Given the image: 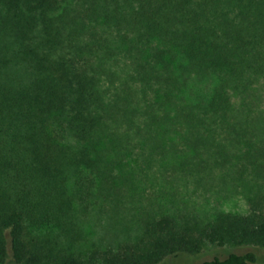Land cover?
Segmentation results:
<instances>
[{
	"label": "trees",
	"instance_id": "16d2710c",
	"mask_svg": "<svg viewBox=\"0 0 264 264\" xmlns=\"http://www.w3.org/2000/svg\"><path fill=\"white\" fill-rule=\"evenodd\" d=\"M227 243L264 249V0H0V264Z\"/></svg>",
	"mask_w": 264,
	"mask_h": 264
},
{
	"label": "rangeland",
	"instance_id": "374dc122",
	"mask_svg": "<svg viewBox=\"0 0 264 264\" xmlns=\"http://www.w3.org/2000/svg\"><path fill=\"white\" fill-rule=\"evenodd\" d=\"M254 250L257 253L258 259L256 264H264V249L252 248L248 245H236L227 243L224 245L205 244L202 251L197 255L178 254L174 257L168 258L161 264H199L203 259L211 258L213 256H224L229 252H244L246 250ZM7 264H16L9 261Z\"/></svg>",
	"mask_w": 264,
	"mask_h": 264
}]
</instances>
